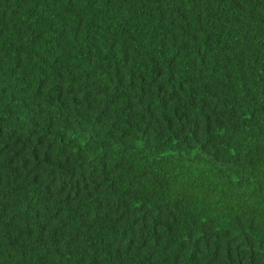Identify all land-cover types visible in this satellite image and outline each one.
Wrapping results in <instances>:
<instances>
[{
  "label": "trees",
  "instance_id": "1",
  "mask_svg": "<svg viewBox=\"0 0 264 264\" xmlns=\"http://www.w3.org/2000/svg\"><path fill=\"white\" fill-rule=\"evenodd\" d=\"M0 264H264V0H0Z\"/></svg>",
  "mask_w": 264,
  "mask_h": 264
}]
</instances>
